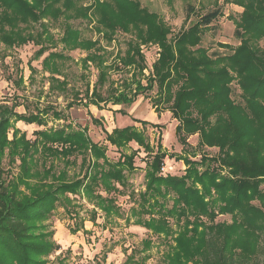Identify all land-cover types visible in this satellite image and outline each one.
I'll return each instance as SVG.
<instances>
[{
	"label": "trees",
	"instance_id": "trees-1",
	"mask_svg": "<svg viewBox=\"0 0 264 264\" xmlns=\"http://www.w3.org/2000/svg\"><path fill=\"white\" fill-rule=\"evenodd\" d=\"M74 1L0 0V41L10 48L33 41L41 45L37 55L42 57L51 50L54 38L47 28L34 38L24 33L21 25L49 17L59 19L64 9L75 8ZM226 1L243 9L235 23L240 45L227 46L232 50L228 67L217 64L224 58L214 60L199 47L203 28L222 16L218 10L170 39L171 31L160 15L143 8L139 0H93L91 5L75 9L85 19L95 13L99 32L107 39L118 31L135 30L139 45H160L154 76L146 80V85L142 80L129 84L128 90L135 86L132 93L111 87L107 96L100 91L108 78L100 39L83 38L66 19L59 39L62 51L85 52L84 62L98 70L96 86L92 91L86 89V107L133 105L156 85L159 100L155 110L158 113L159 104H168L166 110L178 122L177 140L184 146L189 137L197 135V147L217 148L218 156L201 154L197 160L195 153L188 157L169 155L160 139L154 147L143 131L128 125L104 131L105 141L120 151V158L112 161L108 147L94 142L87 127L66 122L59 128L34 133V140L17 128L19 122L46 126L49 116L67 121L65 113L53 105L34 111L28 98L19 102L18 96L11 105L0 104V264H49L50 257L61 250L49 220L59 207L70 217L79 216L70 196L84 199L93 207V222L100 215L105 224L124 218L117 197L126 195V173L135 170L141 150L146 154L145 191L139 194L138 207L125 222L130 224L135 217L133 224L149 231L157 243L144 239L142 248H134L124 264H146L154 246L160 252L157 264H264V48L253 47L250 40L264 39V0ZM56 4L63 10L55 8ZM139 45L131 47L125 58L143 76L145 63ZM62 51H51L42 61V69L53 83L60 73L57 62L68 58ZM233 82L242 88L244 107L232 99ZM174 85L179 87L172 93ZM73 105L69 103L67 108ZM21 106L24 113L17 111ZM133 120L161 128L146 120ZM92 121L99 123L94 116ZM131 143L139 148L128 154L125 149ZM76 155L82 157L80 172L71 178L68 168L76 163L71 159ZM168 158L185 164L183 175L162 172ZM4 159L11 166L19 162L15 176L6 173ZM56 162L63 166L58 167ZM218 211L230 215L232 224L208 225ZM80 229L82 224L74 232ZM57 264L69 263L66 257H58Z\"/></svg>",
	"mask_w": 264,
	"mask_h": 264
},
{
	"label": "rangeland",
	"instance_id": "rangeland-1",
	"mask_svg": "<svg viewBox=\"0 0 264 264\" xmlns=\"http://www.w3.org/2000/svg\"><path fill=\"white\" fill-rule=\"evenodd\" d=\"M113 3V0H101ZM141 6L150 12L158 13L164 23L169 27L170 39H174L184 30H187L193 24L201 20V17L218 10L222 16L213 21L209 26L204 27L202 31V43L199 47L206 50L207 54L214 60L224 58L217 63L220 66H229L227 57L232 54V48L240 45V38L236 34V21L240 20L243 9L238 5L229 3L226 0H139ZM75 8L65 10L59 19L52 17L41 20L39 23L30 22L27 25H21L24 33H30L36 38V35L43 29L54 38V44L50 46L51 51L61 52L62 45L60 40L66 19L69 18V24L79 29L82 37L87 40L95 41L100 39L104 49L107 62L105 64L107 71V81L100 88L102 94H110L111 87L119 91L127 90L132 93L133 89L128 90L129 84L142 80L146 85V80L154 76V65L160 57L161 48L156 43H143L139 45V39L135 30L130 33L118 31L112 39H107L99 30L97 16L92 12L89 19L78 16L75 9L85 8L93 3V0H75ZM55 8H62L56 4ZM63 10V8H62ZM41 24L46 27H41ZM247 38L249 35L246 36ZM250 38V37H249ZM253 47L264 48V39L251 37ZM47 44V43H46ZM140 48V55L144 58L145 69L143 76L138 70L126 62V53L133 47ZM41 45L33 41L15 47H7L0 41V104L7 102L11 105L15 97H19V102L24 98L29 99L31 109L35 111L36 107L43 108L47 104L53 105L65 113L66 120H54L51 116L47 119L46 126L36 124L26 125L22 122L17 124V128L26 132L28 138L35 139L34 133L45 131L52 127L59 128L65 123H72L82 128H88V134L96 143L104 144L108 147L107 155L112 161L120 158V151L105 141L104 131L112 132L113 129L134 125L143 131L151 145L157 147V142L162 144L169 155L192 156L194 153L199 160L201 154H207L212 157L218 156L217 148H198V136L189 137L186 145H182L176 138L175 128L178 124L172 118V114L166 109L167 103L159 104L158 113L155 110L157 99V86L138 97L133 105H112L101 104L102 109L94 105L85 106L86 89L90 91L96 86L98 80L97 67L92 64H86L84 59L86 53L81 50L62 51L66 59L58 61L59 74L55 76L57 81L52 82L49 74L42 69V61L48 55L46 52L42 57L38 56ZM22 79V81H21ZM53 83V85L51 84ZM52 87V88H51ZM178 85H174L172 93L178 90ZM242 88L238 82L232 83V99L245 106L242 97ZM84 102L81 104L80 101ZM69 103L74 104L72 108H67ZM127 114L122 115L120 111ZM18 112L24 113L23 106L17 109ZM92 116L98 119L99 123L94 124ZM133 119L146 120L151 123L159 124L161 128H153L150 125L143 126L134 122ZM11 137V136H10ZM138 145L131 143L125 152L130 154L133 150L138 149ZM71 159H76V163L68 168L70 177L78 175L82 157L76 155ZM51 160H49L50 162ZM146 154L141 150L139 156L135 159V170L126 173L128 177V188L125 196H118L117 203L124 214V218L115 219L112 223L105 224L103 215L97 218L96 222L91 220L93 207L88 205L79 197L70 196L79 216L73 218L65 212L62 207L49 220L51 229L55 232L54 240L59 245H66V248L60 253V250L50 257L49 264H57L58 257H66L69 264H124L127 256L135 248H142V241L150 238L157 243L156 237L150 234L145 228L133 224L135 217H132L131 223L127 224L125 218L131 215L133 208H137L139 203V194L145 191L146 179ZM57 163V162H56ZM8 164V159H4L3 167L6 173L11 172V176L18 173L17 165ZM58 167H62L59 162ZM165 172L167 174L181 176L184 174L186 166L183 162L174 159L165 160ZM12 168V169H11ZM264 189V185L262 186ZM133 192V194H131ZM213 222H207L210 226H219L223 224H232L230 215H222L219 211ZM145 218H148L145 215ZM82 224V229L75 233V228ZM163 246L160 251H163ZM152 258L146 264H157L160 252L158 247L150 252Z\"/></svg>",
	"mask_w": 264,
	"mask_h": 264
},
{
	"label": "crops",
	"instance_id": "crops-1",
	"mask_svg": "<svg viewBox=\"0 0 264 264\" xmlns=\"http://www.w3.org/2000/svg\"><path fill=\"white\" fill-rule=\"evenodd\" d=\"M61 246V250H60V253H62V251L66 248V245H60Z\"/></svg>",
	"mask_w": 264,
	"mask_h": 264
},
{
	"label": "built area",
	"instance_id": "built-area-1",
	"mask_svg": "<svg viewBox=\"0 0 264 264\" xmlns=\"http://www.w3.org/2000/svg\"><path fill=\"white\" fill-rule=\"evenodd\" d=\"M162 172H165V167L162 168Z\"/></svg>",
	"mask_w": 264,
	"mask_h": 264
}]
</instances>
